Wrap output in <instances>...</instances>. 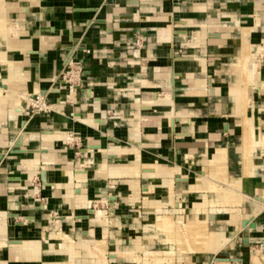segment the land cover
Instances as JSON below:
<instances>
[{"label": "crops", "instance_id": "crops-1", "mask_svg": "<svg viewBox=\"0 0 264 264\" xmlns=\"http://www.w3.org/2000/svg\"><path fill=\"white\" fill-rule=\"evenodd\" d=\"M0 15V87L19 92L0 120V264H40L8 240L57 248L53 225L101 236L90 208L118 218L121 245L161 238L145 200L205 213L231 264H264V0H0ZM40 90L50 108H29Z\"/></svg>", "mask_w": 264, "mask_h": 264}, {"label": "bare ground", "instance_id": "bare-ground-1", "mask_svg": "<svg viewBox=\"0 0 264 264\" xmlns=\"http://www.w3.org/2000/svg\"><path fill=\"white\" fill-rule=\"evenodd\" d=\"M5 32L6 20H4L0 15V34ZM18 95L19 92L17 90H4L0 87V120L3 119L5 114L6 98H17ZM31 101H33L32 98ZM245 141L248 144L254 142V135L252 134V132H247L245 134ZM77 175L79 182L85 179L86 176L85 173H79ZM43 182L44 184H46V179ZM222 193L225 197L227 196V190H223ZM136 199L137 197H135V200ZM258 199L260 201L262 200V198ZM144 202H152L150 203L151 206H154L157 210L161 212L156 216L154 222L151 224V227H154L155 230H160L162 234H164L163 237H152L151 235L146 234L148 226L145 224L142 226V228H144L146 232L143 237L141 235H137L133 239V242L131 244L121 246L118 243L119 241L121 243V239L116 237L113 233L109 231V226L111 225L110 221L120 224L118 223V218H110L109 220L105 217V213L103 211H99L96 209L93 211L94 214L91 215V221L92 223L103 224L101 236L94 235L93 237L91 235L94 233L92 229H88V231L85 230V232L77 233L75 231L76 229L74 230L73 228H70V226L67 229L62 230L60 229V227L53 225L51 226L52 230L48 233V235L50 237L59 238L63 241V243H61L57 248H54V244H50L48 249L42 250V248L40 247V241L38 239L14 241L15 243L11 242L10 245L15 246L14 253L17 256L18 260H29L34 262L38 261L40 264H110V262L115 258H123L128 260L129 262H132L133 264H200L191 259L192 253L204 252L214 254L213 252L221 250V245L224 241L223 233L208 229L205 213L203 215L199 213V215L197 213H191L188 215L182 214L180 219L175 220L166 211V209L160 206L161 204L159 205L160 202L155 203L149 200H145ZM109 203L113 204V201ZM262 203H264V201ZM173 205H175L174 201ZM202 211L204 212V210L197 209V212ZM93 212H91V214ZM82 216L83 215H78L77 218H81ZM25 219H28V217ZM241 221L242 219H239L238 221V230L242 228ZM75 236L78 238V242L75 241ZM232 236H234V233ZM154 241H161L162 243L170 242V246L167 248V250L158 249L159 246L157 247V249L152 248ZM112 243L115 244V247L109 246V244ZM4 244L5 241H3V239H0V246H3ZM175 248L179 250L177 251V253L174 250ZM44 253L60 254L64 257V262L41 258V255ZM214 262L216 264H231L228 260Z\"/></svg>", "mask_w": 264, "mask_h": 264}, {"label": "water", "instance_id": "water-1", "mask_svg": "<svg viewBox=\"0 0 264 264\" xmlns=\"http://www.w3.org/2000/svg\"><path fill=\"white\" fill-rule=\"evenodd\" d=\"M41 92V95L43 96L46 91L45 90H40ZM37 96H32V98H36ZM100 122H102L103 120H99ZM22 124H24V122H22ZM22 143H23V134L20 133L16 140L14 141V143L12 144L11 148H10V152L11 153H18V152H21L23 149H21V146H22ZM0 158H2V153H0ZM40 175H41V179L42 181L45 180V172L44 171H41L40 172ZM113 201V196H111L110 198V202ZM94 210L92 208L89 209V212H93ZM14 214H11V216H13ZM248 219H242L241 221V225L243 227V237H242V242L244 244H248L249 242V238H248V226L247 223H248ZM20 223V222H18ZM10 243L13 242L15 243L14 241H21L20 239H15V238H9L8 240ZM19 243V242H18ZM214 261H239L240 258H236V257H232L230 256L229 252L225 249V248H221V250H219L216 254H209L208 255V261H207V264H211L212 262Z\"/></svg>", "mask_w": 264, "mask_h": 264}, {"label": "rangeland", "instance_id": "rangeland-1", "mask_svg": "<svg viewBox=\"0 0 264 264\" xmlns=\"http://www.w3.org/2000/svg\"><path fill=\"white\" fill-rule=\"evenodd\" d=\"M38 98V99H37ZM40 98V99H39ZM34 99H35V101H34ZM32 100L33 101H31L30 102V104L32 105H30L29 104V106L30 107H35V108H39V109H48V107L50 108V104H47L43 99H42V95L40 94V95H38L36 98H32ZM39 101V102H38ZM41 101V102H40ZM34 102V103H33ZM35 105H33V104ZM37 103V104H36ZM38 104H39V106H38ZM46 104V105H45ZM46 107V108H45ZM122 221H125V220H122ZM216 224H211V225H209V227H211V228H214V226H215ZM124 231V230H123ZM125 234H126V236H130L131 235V232H124ZM153 234V233H152ZM159 235H160V237H163V235L161 234V233H158ZM139 236V235H138ZM127 241H131V239H129V240H127ZM119 244H120V241L118 242ZM121 245V244H120ZM122 246V245H121ZM159 246V247H158ZM166 248H165V244L164 245H161L159 242H157V244H155V247H156V249H157V247H158V249H164V250H167V248L170 246V242H168V243H166ZM224 248V247H223ZM175 251H176V253H177V251H179L177 248H175L174 249ZM117 259V258H116ZM116 259H113V260H116ZM214 262V261H213ZM110 264H115L114 262H111Z\"/></svg>", "mask_w": 264, "mask_h": 264}]
</instances>
